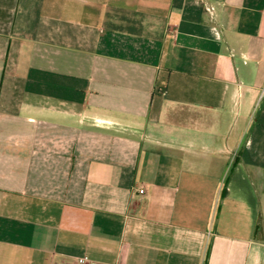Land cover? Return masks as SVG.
Returning <instances> with one entry per match:
<instances>
[{
    "label": "crops",
    "instance_id": "0c3cea01",
    "mask_svg": "<svg viewBox=\"0 0 264 264\" xmlns=\"http://www.w3.org/2000/svg\"><path fill=\"white\" fill-rule=\"evenodd\" d=\"M84 256L264 264V0H0V264Z\"/></svg>",
    "mask_w": 264,
    "mask_h": 264
},
{
    "label": "built area",
    "instance_id": "2783aa9c",
    "mask_svg": "<svg viewBox=\"0 0 264 264\" xmlns=\"http://www.w3.org/2000/svg\"><path fill=\"white\" fill-rule=\"evenodd\" d=\"M144 190H140V193H144ZM78 264H102L91 260L89 257L84 256L77 259Z\"/></svg>",
    "mask_w": 264,
    "mask_h": 264
},
{
    "label": "trees",
    "instance_id": "16d2710c",
    "mask_svg": "<svg viewBox=\"0 0 264 264\" xmlns=\"http://www.w3.org/2000/svg\"><path fill=\"white\" fill-rule=\"evenodd\" d=\"M226 193H227V182H226L225 187L223 189L222 197H224L226 195Z\"/></svg>",
    "mask_w": 264,
    "mask_h": 264
}]
</instances>
